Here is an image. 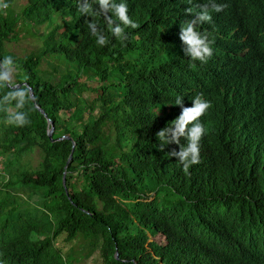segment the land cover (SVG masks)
<instances>
[{"label": "trees", "instance_id": "trees-1", "mask_svg": "<svg viewBox=\"0 0 264 264\" xmlns=\"http://www.w3.org/2000/svg\"><path fill=\"white\" fill-rule=\"evenodd\" d=\"M22 1L20 15L0 14V60L12 57L14 82L32 87L47 117L31 100L25 127L5 125L0 112V264H75L66 250L80 239L102 264H264V0L210 11V29L239 27L234 53L255 52L250 95L223 81L214 61L185 55L176 25L198 11L186 2L162 12L158 0H124L142 21L121 42L78 0ZM91 20L107 46L90 34ZM24 27L41 45L21 55L9 44ZM44 59L54 61L50 73ZM200 94L214 112L201 163L186 174L167 156L179 146L161 151L156 134L181 114L178 95L191 107Z\"/></svg>", "mask_w": 264, "mask_h": 264}, {"label": "clouds", "instance_id": "clouds-1", "mask_svg": "<svg viewBox=\"0 0 264 264\" xmlns=\"http://www.w3.org/2000/svg\"><path fill=\"white\" fill-rule=\"evenodd\" d=\"M163 12V4H175L186 2L197 7L198 11L186 20H180L177 37L182 50L190 61L198 64L215 62L219 67L224 80L229 81L234 88H242L247 95H250L248 86H254L257 78L249 69L251 63L256 60L253 48L248 46L239 53H234L236 48V36L239 27L228 29H210L212 15L210 11L221 13L227 5L224 0H158ZM99 5V11L94 9V5ZM9 4L6 0H0V14L7 16ZM78 11L87 17L103 16L108 32L117 40L123 42L128 39V34L140 27L142 20H134L128 2H116V0H78ZM234 9H229L226 16L234 19ZM191 14L192 10H187ZM111 13V16L108 14ZM144 18L148 15L142 12ZM151 14L150 16H152ZM115 17V19L113 18ZM119 21V22H117ZM154 21V20H153ZM152 21V22H153ZM90 34L96 38L99 46H107L108 37L99 27L95 20L87 21ZM222 56H221V55ZM191 63L190 67L195 68L196 64ZM17 66L11 56H5L0 60V89L7 91L0 96V112L6 114L3 123L7 126L25 127L30 123L26 105L31 100V89L24 84L15 83ZM248 85V86H247ZM184 97L177 96L175 104L181 108V114L173 120L167 127L161 129L156 137L159 140V149L169 144L179 146V151L175 149L167 154L168 157H175L182 165V170L187 174L189 169L201 163L200 149L201 141L207 134L205 126L214 110L211 102L202 94L197 95L192 100L191 107H185ZM14 102V109L9 107ZM205 120V121H204ZM201 121H204L203 123ZM181 138L186 140V144H181Z\"/></svg>", "mask_w": 264, "mask_h": 264}, {"label": "rangeland", "instance_id": "rangeland-1", "mask_svg": "<svg viewBox=\"0 0 264 264\" xmlns=\"http://www.w3.org/2000/svg\"><path fill=\"white\" fill-rule=\"evenodd\" d=\"M23 9V1L16 0L14 4L8 9L15 16L21 14ZM7 11V13H8ZM5 17V15H4ZM22 27V26H21ZM20 27V28H21ZM42 30V29H41ZM33 31L26 29L25 27L19 31V38L14 42H10L9 48L18 53V54H28L31 51H34L41 45L40 38L33 36ZM54 62V61H53ZM47 62L45 59L42 62V69L47 73H50L53 70L52 63ZM46 73V74H47ZM45 78H51V75L44 76ZM153 198L154 195H151ZM89 242L85 239H80L77 243L68 244V249L66 253L75 254V264H102L99 257V252L90 248Z\"/></svg>", "mask_w": 264, "mask_h": 264}, {"label": "water", "instance_id": "water-1", "mask_svg": "<svg viewBox=\"0 0 264 264\" xmlns=\"http://www.w3.org/2000/svg\"><path fill=\"white\" fill-rule=\"evenodd\" d=\"M23 84H24V83H23ZM27 85L29 86V84H27ZM29 88L31 89V101H32V104L35 106V108H36L41 114H43L45 117H47L46 112H45L41 107H39V106L37 105V103H36V99H34V94H33V89H32V87L29 86ZM48 122H49V125H50V129H49V131H48V136H49L50 139H52L53 134H54V132H55V125H54V122H52L50 119L48 120ZM63 139H69V140H72V141H73V139L70 138V137H63V138H61L60 140H63ZM53 141H55V140H53ZM75 144H76V143L74 142V147H75ZM72 162H73V155L71 156V158H70V160H69V162H68V165H67V167H66L65 177H63V184H65V186L67 185L68 169H69V166L71 165ZM67 192H68V191H67ZM116 256L118 257V254H117Z\"/></svg>", "mask_w": 264, "mask_h": 264}]
</instances>
